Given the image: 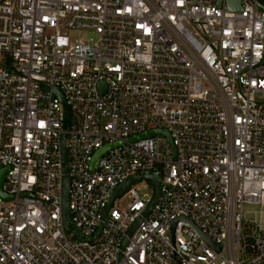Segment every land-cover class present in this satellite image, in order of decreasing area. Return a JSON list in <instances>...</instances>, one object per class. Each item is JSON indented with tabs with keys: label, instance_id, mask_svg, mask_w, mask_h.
Segmentation results:
<instances>
[{
	"label": "built area",
	"instance_id": "2783aa9c",
	"mask_svg": "<svg viewBox=\"0 0 264 264\" xmlns=\"http://www.w3.org/2000/svg\"><path fill=\"white\" fill-rule=\"evenodd\" d=\"M217 3L0 0V264H264V0Z\"/></svg>",
	"mask_w": 264,
	"mask_h": 264
},
{
	"label": "water",
	"instance_id": "95a60500",
	"mask_svg": "<svg viewBox=\"0 0 264 264\" xmlns=\"http://www.w3.org/2000/svg\"><path fill=\"white\" fill-rule=\"evenodd\" d=\"M222 1L223 0H218L217 6L219 8H221ZM224 3H225V8H226L227 11H231V12H240L241 11L240 0H224ZM99 87L102 89V87H104V85L100 83ZM54 92L58 95V92L55 89H54ZM156 134H162V135L166 136L169 139V141H170L169 135L167 134L166 131H151V132H147V133L141 134L139 136L132 137V138L129 139V141L133 142V141H136V140H139V139H142V138H147V137H150V136H153V135H156ZM118 145L119 144H114V145H111V146H104L102 149H100L93 157V160H92V163H91V169H92V167L94 165V162L107 149H109L111 147H114V146H118ZM62 146H63V141H62ZM7 169L8 168H3V169L0 170V196L3 199H5V200H8L9 197L5 196L1 192V185H2L3 178H4V175H5L6 171H7ZM64 171L66 172V168H64ZM139 180H141V178H136V177L135 178H130L126 182L121 184L117 189H115V191L113 192V194H112V196H111V198L109 200L108 208L110 207V205L113 202V200L115 199V197L121 196L131 184H133L134 182L139 181ZM145 180L151 182V185L153 187V196H152V199H151L150 203L148 204L147 208L143 212V217H147V215L150 213L151 209L154 207V204H155V201H156V198H157V195H158V186H159L157 180H155L154 178L146 177ZM62 214H63V219H64V222H65V230H66L67 233H70L72 226H71V222H70V218H69V210H68V180H67V178H65L64 182H63ZM140 222H141V220H138L137 222H135L132 225V227L130 228V230L128 232V237H130L134 233V231L136 230V228H137V226H138V224ZM208 243L212 247H214V245L211 244L209 241H208ZM126 244H127V240H125L123 242L122 249H124ZM216 250H217V248H216Z\"/></svg>",
	"mask_w": 264,
	"mask_h": 264
},
{
	"label": "rangeland",
	"instance_id": "374dc122",
	"mask_svg": "<svg viewBox=\"0 0 264 264\" xmlns=\"http://www.w3.org/2000/svg\"><path fill=\"white\" fill-rule=\"evenodd\" d=\"M70 37L75 38V39H85V40L94 38V36L91 33L84 32V31L73 32V33H71ZM134 186H135V189L142 195L146 194V195L151 196V194L153 193V187H152L151 183L146 181V180L139 181ZM126 203H127V201L123 202L120 206L123 208V207H125ZM254 211H258V208L257 207H245L243 210V212L245 213V215L249 219L252 218L251 214ZM248 213H251V214H248Z\"/></svg>",
	"mask_w": 264,
	"mask_h": 264
}]
</instances>
